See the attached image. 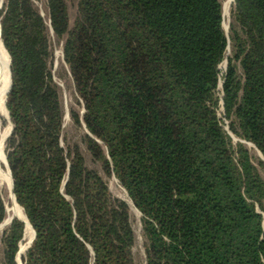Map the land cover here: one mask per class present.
Returning <instances> with one entry per match:
<instances>
[{
  "label": "trees",
  "instance_id": "obj_1",
  "mask_svg": "<svg viewBox=\"0 0 264 264\" xmlns=\"http://www.w3.org/2000/svg\"><path fill=\"white\" fill-rule=\"evenodd\" d=\"M4 4L6 154L36 233L22 263L137 264L116 181L146 264H264V0H235L228 35L223 0ZM25 232L14 218L0 264H19Z\"/></svg>",
  "mask_w": 264,
  "mask_h": 264
},
{
  "label": "rangeland",
  "instance_id": "obj_2",
  "mask_svg": "<svg viewBox=\"0 0 264 264\" xmlns=\"http://www.w3.org/2000/svg\"><path fill=\"white\" fill-rule=\"evenodd\" d=\"M223 2H224V19H225L223 26H224V29L226 30V32L229 34V31H230L229 30V20H230V13H231V7H232V4H233L232 3L233 1L232 0H223ZM4 3H5V0H0V22H1V15H2V13L4 11V6H5ZM1 26H2V24H1ZM1 39H2V36H1ZM1 43H3V41ZM2 45H4V43ZM4 48H5V46H4ZM5 50L8 53L6 48H5ZM56 56L57 57L62 56V51L59 50V49L56 50ZM9 59H11L10 54H9ZM4 66H5V58L3 56L2 49L0 48V77H1V68L4 67ZM9 67H10V63H9ZM226 69H227V61H224L222 63V65H221V71H222L221 75H223L226 72ZM8 77L9 78L7 79L6 97H7V92H8L9 84H10V80H11L10 68H9ZM220 91L222 92L221 86H220ZM68 102H69V98H68V95L66 94L65 95V105H66V107H68ZM5 107H6V99H5ZM6 109L8 111L7 107H6ZM9 115H10V113H9ZM219 115H220L221 118H223V109H221ZM65 119H66V124L71 126L70 117H69L68 111L66 113V118ZM11 127H13V124L11 122V118H9L8 116L0 118V167L5 172H7L8 170L11 171L9 169L10 166L8 167V165H9L8 158H7V161H6L7 154H6V145H5V143H6L5 140L10 134ZM224 129H225V131L228 134L231 135L234 145H236L237 143L241 142V143H245L246 145H248V147L250 149L254 148V145H252L250 143H247V142L241 140L240 138L236 137L235 135H233L230 132V130H229L227 121L224 122ZM71 135H72L73 139L75 138V140L79 138V133H77V132L76 133L73 132V134H71ZM254 152H256L259 155V152L256 149L254 150ZM84 154L87 157L88 165L89 166H93V163L91 162V159L87 155V152L85 151V149H84ZM7 163H8V165H7ZM0 186L3 187V188L5 187L7 189V192H8L9 201L5 200V205H6V209H7L8 213H10V217L8 218V219H10V218H12L13 216L16 215L14 213V211H13L14 202L12 200L11 189H10L8 183L2 179L1 175H0ZM110 190L115 196H118V197L123 198L124 200L128 201L130 206H131L132 225H133V228H134V230L136 232V236H137V243H136V247L134 249L136 261H137V264H146V251H145L146 240H145V237H144V234H143V227H142V222H141V214L131 204V202L128 199V196H127L126 192L121 187L118 186L116 181L114 183L113 182L110 183ZM259 210L263 214V217H264V211H262L261 209H259ZM15 218L19 219V217H17V216ZM8 219H6L3 223L0 224V237L3 235V233L6 230V228L10 226V224L7 225L5 223ZM33 234H34V232H33ZM30 237H31V235L27 233V227H26V232H25L24 239H23V241L20 244V250L21 251L25 250L29 246V244L31 242Z\"/></svg>",
  "mask_w": 264,
  "mask_h": 264
},
{
  "label": "bare ground",
  "instance_id": "obj_3",
  "mask_svg": "<svg viewBox=\"0 0 264 264\" xmlns=\"http://www.w3.org/2000/svg\"><path fill=\"white\" fill-rule=\"evenodd\" d=\"M1 42H2V39H1V26H0V48L2 49L3 56L5 58V66L1 68V77H0V118L6 117V116L9 117V113L6 109L7 98H8V92H7V97H6V87H7V79L9 78L8 77L9 68H10V77H11V59H9V54L6 52L4 45H2L3 43H1ZM9 63H10V67H9ZM11 81H12V79H11ZM9 89H10V87H9ZM9 89H8V91H9ZM5 99H6V107H5ZM0 175H1L2 179L8 183L10 189H12L13 180H12V176H11L10 171L8 170L7 172H5L0 167ZM12 200L14 202L13 211L19 218H21L22 220H24L26 222L27 233L31 235L30 240H32L31 238H33V236H34V234H33L34 230H33L32 226L30 225V223L28 222L26 215L24 214V211L15 201V197H14L13 193H12ZM8 222H9V219L5 223L7 224ZM22 251H25V250H22Z\"/></svg>",
  "mask_w": 264,
  "mask_h": 264
},
{
  "label": "water",
  "instance_id": "obj_4",
  "mask_svg": "<svg viewBox=\"0 0 264 264\" xmlns=\"http://www.w3.org/2000/svg\"><path fill=\"white\" fill-rule=\"evenodd\" d=\"M234 2H235V0H233L232 3H234ZM229 22H230V20H229ZM0 26H1V22H0ZM229 27H230V25H229ZM226 34L228 35L227 32H226ZM1 36H2V26H1ZM227 67H228V62H227ZM220 70H221V67H220ZM11 79H12V74H11ZM220 86H221V88L223 89V83H221ZM11 87H12V81H11V85H10V89H9V91H8V94H9V92H10V90H11ZM8 113H9V112H8ZM9 118H10V115H9ZM12 130H13V127H11L10 134H9V136L6 138V140L10 137V135H11V133H12ZM6 140H5V142H6ZM5 142H4V143H5ZM6 161H7V157H6ZM7 165H8V163H7ZM8 167H9V165H8ZM9 169H10V168H9ZM10 173H11V171H10ZM11 176H12V173H11ZM12 180H13V176H12ZM11 193L14 194L15 201L17 202V198H16L15 193H14V180H13V185H12ZM17 203H18V202H17ZM16 216H17V215H15V216H13L12 218H10V219H9V222H8L7 224H11L12 221L14 220V218H15ZM17 217H18V216H17ZM26 218H27V216H26ZM19 219H20L21 221L25 222V221L22 220L21 218H19ZM27 220H28V218H27ZM28 222H29V220H28ZM25 223H26V222H25ZM29 223H30V222H29ZM30 225H31V224H30ZM31 226H32V225H31ZM26 227H27V224H26ZM32 228H33V227H32ZM33 230H34V229H33ZM35 238H36V233H35V230H34V236H33L32 240H31L29 246L25 249V251H21V250H20L19 253H18L17 258H18V262H19V264H23V263H22V255L27 251L28 248L31 247V245H32L33 241L35 240Z\"/></svg>",
  "mask_w": 264,
  "mask_h": 264
}]
</instances>
